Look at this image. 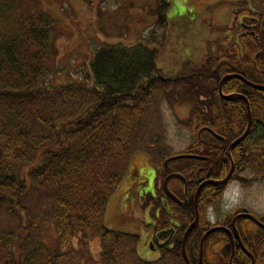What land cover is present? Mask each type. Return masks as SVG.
<instances>
[{
  "label": "trees",
  "instance_id": "obj_1",
  "mask_svg": "<svg viewBox=\"0 0 264 264\" xmlns=\"http://www.w3.org/2000/svg\"><path fill=\"white\" fill-rule=\"evenodd\" d=\"M168 5V0H162L154 10L155 28L165 26ZM46 20L41 18V22ZM42 25H28L17 37L20 41L16 46L0 48V264H68L93 237L104 243L103 261L115 264L119 245L126 241L136 244L137 234L107 228L103 213L132 157L159 147V137L153 131L161 123V104L165 100L169 107L178 100L192 102L190 116L181 121L192 133V140L177 155L206 157L182 156L170 159L167 167L162 165V179L169 173L185 178V183L177 177L169 179L168 189L182 205L169 201L171 212L162 208L157 224L163 235L169 227H175L179 257L181 237L194 218L197 185L206 178L224 177L230 165L225 150L245 131V99L253 121L247 137L231 150L235 165L231 179L247 166L264 177V90L253 89L238 77H228L222 83V92L242 96L224 99L218 93L223 76L239 74L248 78L245 63L253 59V53L233 44L207 55L188 73L171 78L156 65L157 48L150 47L153 39L158 40L153 28L144 41L96 47L86 75L49 86L55 70L46 62L49 35ZM241 41L248 45L245 39ZM149 131L151 134L145 136ZM248 149L255 153L251 161ZM160 156L164 161L171 157ZM23 164L30 167L21 176ZM224 186L209 183L200 190L199 213L202 204H209L203 200L214 187L220 188L218 201ZM159 192L164 196L161 186ZM260 221L264 223V216ZM45 225L56 229L52 248L43 240ZM241 225L245 232H241L242 239L247 245L251 243L248 249L255 264H264V228L248 221V227L253 228L248 231ZM206 226L199 218L188 235L191 263H197L198 242ZM254 231L258 232L256 239ZM75 237L79 239L78 249L72 244ZM133 250L135 245L131 264L159 262L144 261ZM228 254L226 248L221 255L223 261ZM248 262L242 254L233 259L234 264Z\"/></svg>",
  "mask_w": 264,
  "mask_h": 264
},
{
  "label": "rangeland",
  "instance_id": "obj_2",
  "mask_svg": "<svg viewBox=\"0 0 264 264\" xmlns=\"http://www.w3.org/2000/svg\"><path fill=\"white\" fill-rule=\"evenodd\" d=\"M168 1L166 24L155 28L154 10L162 0H0V48L10 44L16 46L20 41L17 37L25 33L28 25L43 24L49 35L46 62L55 70L48 85L55 86L86 75L96 47L105 43L130 45L144 41L154 28L158 40L151 36L150 47L157 48L156 65L166 76L173 78L203 63L207 55L218 53L215 41L223 35V27L232 21L240 1L255 7L253 0ZM45 17L47 20L41 22ZM191 104L178 100L169 107L167 101H163L162 120L153 131L159 137V147L142 150L132 157L123 180L107 202L104 225L138 235L136 244L126 241L117 247L115 264L134 263L131 257L134 245L137 257L147 262L183 264L180 257L168 250H163L162 256L158 257V253L149 250L145 242L151 234L152 221L161 219L160 212L155 216L148 211L154 203L149 193L155 189L160 195L163 181L160 173L164 170L160 155H176L191 142L192 133L181 122L190 116ZM252 153L255 154L248 149L249 161ZM20 167L22 176L30 166L23 164ZM241 208L259 217L264 216V177L256 175L251 166L238 170L236 176L229 179L218 201L211 205L202 204L200 218L205 223H214L219 214ZM43 229V240L52 248L57 238L56 229L53 225H45ZM254 232L256 239L258 232ZM78 242L75 237L73 247L78 249ZM103 246L99 237L88 239L68 264H106L102 259ZM227 263L228 257L220 264Z\"/></svg>",
  "mask_w": 264,
  "mask_h": 264
},
{
  "label": "flooded vegetation",
  "instance_id": "obj_3",
  "mask_svg": "<svg viewBox=\"0 0 264 264\" xmlns=\"http://www.w3.org/2000/svg\"><path fill=\"white\" fill-rule=\"evenodd\" d=\"M239 3H240V7H239L238 11L236 12V14L235 13H234L235 15L233 14L232 21L223 27V29H222L223 35L219 36L218 39L215 41L216 49L217 50L221 49V48H225V49L227 48L228 49L233 44L235 46L239 47L240 50H242L243 47L248 48L250 50V52L253 53V59L251 61H248L245 63L244 71L246 72V74L249 78V79L247 78V80L250 82H253V80H254V82H257L255 84L264 86V16L263 17L259 16L260 14L264 13V0H253V3H254L253 5H255L254 8L251 7L250 5H248L246 1H240ZM225 27H227V29ZM226 32H228V33H226ZM241 39H245L247 41L246 44H248V45H242ZM234 147H232V148H234ZM232 148L229 150L230 156H231ZM226 150H227V148H226ZM226 150H225V153H226ZM203 157H204V159L206 158L205 156H203ZM231 159H232V157H231ZM229 164H230V161H229ZM229 167H230V165H229ZM234 169H235V165H234ZM227 173H228V171H227ZM233 173H234V170H233L229 179H231ZM226 174L224 175V177L226 176ZM223 178H221V179H223ZM221 179L206 178L203 181H205V180H215L216 181V180H221ZM229 179L225 183H222V184L225 185L229 181ZM203 181H201V182H203ZM183 183H185V182H183ZM209 183L221 185V184H218L215 182H209ZM209 183H207V184H209ZM207 184H205V185H207ZM167 185H168V183H167ZM198 185H197V187H198ZM205 185H203L202 188ZM161 188L163 190L162 184H161ZM214 188L215 189L213 190L211 195L205 197V199L203 200L204 203H209L208 205L215 203L216 195H217L218 191L220 192V188L219 187H214ZM222 192H223V190H222ZM163 195L166 197L164 198V196L158 195L157 191L155 189H152V191L149 193V196L152 199L151 201L154 202L148 208V211L149 212L151 211V214H152V212L155 214V216L158 212H160V214H161L162 208H165V211L170 213L171 212V205H170L169 201H172L173 203H175L176 205H179V206L182 205V201L175 194L174 195L180 200L181 203L178 204V203L174 202L173 200H171L164 193V191H163ZM198 196H199V193H198ZM193 201H194V195H193ZM193 209H194V202H193ZM197 211H198V220H199L200 213H199V209H198V197H197ZM242 213L252 214L257 219L260 220L259 216H257L254 213H251L250 211L246 210V208H241L238 211L233 210V211H231V213L219 214L217 216V218L215 219L214 223H206L207 226H206V229H204L202 235L210 229L215 228V230L210 232L204 240L203 250H202V262H203V264H220V263H222L223 260H222V258L219 257V255L220 256L223 255L226 248H228V251H229L228 264L230 261L229 259H230V256L232 254V250H233L232 263H233V259L236 255L242 254L249 259L248 264L251 263V256H252L254 259L253 264H255V258L253 256V253L248 249V245L250 246L251 243H249L247 245L246 242L243 241L241 232H244V231H242L240 229V226H242L241 224L243 223V225L246 226V229L248 231L250 229L253 230L252 227H248L247 222L248 221L252 222V223H254V222L247 217L237 216V215L242 214ZM194 217H195V210H194ZM152 222H154V224L151 227V234L149 235L148 241L145 242L148 249L149 250L152 249V251L154 253L157 252L158 257L162 256L163 250L171 251L173 254H175V256H178L176 254L177 253L176 252L177 242L175 241L178 234L175 230V227H169L168 228L169 232L166 233L165 235H163L160 231H158L159 229L157 228V224H158L157 222H160V219L156 220V221L154 220ZM197 223H198V221H197ZM236 235L239 236L243 247L251 255L247 254L241 248V246L237 240ZM181 240H182V237H181ZM181 240H180V243L178 246V248L180 250L179 251V255H180L179 260L183 264H185V260L182 256V253H181ZM231 243L233 244V246L231 245ZM185 248H186V253L188 256L187 242L185 244ZM198 259H199V242H198L197 263L196 264H199ZM144 261H146V260H144ZM149 261H151V260H149ZM152 261H155V259ZM189 261H190V259H189ZM190 263H191V261H190ZM191 264H194V263H191Z\"/></svg>",
  "mask_w": 264,
  "mask_h": 264
},
{
  "label": "water",
  "instance_id": "obj_4",
  "mask_svg": "<svg viewBox=\"0 0 264 264\" xmlns=\"http://www.w3.org/2000/svg\"><path fill=\"white\" fill-rule=\"evenodd\" d=\"M228 77H238L240 79H242L245 83H247L250 87L254 88V89H257V90H264V86L263 85H258V84H255V83H252L250 81H248L247 79H245L243 76L239 75V74H227L225 76H223L218 84V93L221 95L222 98L224 99H227V98H230V97H234V96H242L240 94H235V93H232V94H224L222 92V83L223 81L228 78ZM245 99V98H244ZM245 102H246V109H247V117H248V120H247V125H246V128H245V131L239 136L237 137L236 139H234L232 142H230V144L228 145L227 147V150H226V154L229 158V161H230V167H229V170H228V173L226 174V176L221 179V180H205L203 182H201L198 187L196 188L195 190V193H194V210H195V217L194 219L192 220V222L187 226V228L185 229L184 233H183V236H182V240H181V253H182V256L185 260V264H191L190 261H189V258L187 256V253H186V248H185V244H186V240H187V237H188V234L190 233V231L192 230V228L195 226V224L197 223L198 221V211H197V197H198V193L200 191V189L202 188L203 185L209 183V182H215V183H218V184H222V183H225L231 176L233 170H234V163H233V160L231 159V156L229 154V150L236 146L237 144H239L240 142H242L246 136L248 135L249 133V130H250V127H251V124H252V119H251V112H250V108H249V104H248V101L245 99ZM212 135H214L216 138L218 139H223V137L219 136L218 134H216L215 132H213L211 129L209 128H206ZM182 156H185V157H189V158H195V159H204L203 156H199V155H194V154H180V155H174L168 159L165 160L164 162V166L166 167L167 166V162L170 160V159H175V158H179V157H182ZM172 177H177V178H180L183 182H185V178L179 174V173H170L168 175L165 176V178L163 179V182H162V187H163V191L164 193L171 199L173 200L174 202L176 203H181L180 200L168 189V181L169 179H171ZM237 216H243V217H247L249 218L250 220H252L255 224H257L258 226H260L261 228H264V223H262L259 219H257L254 215L252 214H249V213H242V214H239ZM213 230H215V228L213 229H210L208 231H206L200 238L199 240V264H203L202 262V250H203V243H204V240L205 238L207 237V235L212 232ZM237 237V240L241 246V248L249 255H251L242 245L241 241H240V238L238 235H236ZM167 243V242H166ZM165 243V244H166ZM231 245L233 246V244L231 243ZM233 249V248H232ZM232 258H233V250H232V254L230 256V261H229V264H233L232 263ZM254 263V259L253 257L251 256V263L250 264H253Z\"/></svg>",
  "mask_w": 264,
  "mask_h": 264
}]
</instances>
